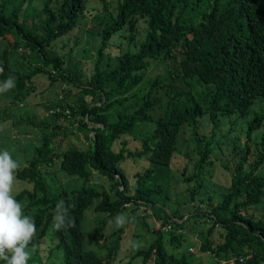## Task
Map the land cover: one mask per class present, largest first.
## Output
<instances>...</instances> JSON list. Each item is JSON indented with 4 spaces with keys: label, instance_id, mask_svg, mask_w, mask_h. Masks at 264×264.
<instances>
[{
    "label": "trees",
    "instance_id": "obj_1",
    "mask_svg": "<svg viewBox=\"0 0 264 264\" xmlns=\"http://www.w3.org/2000/svg\"><path fill=\"white\" fill-rule=\"evenodd\" d=\"M54 1L43 0V34H40L34 24L36 12L34 9L31 12V0H1L0 39L11 37L14 47L24 49L32 62L41 68L35 67L26 73L22 71L24 65L20 69H13L5 52L4 62H0V81L5 82L9 77H15L16 88L22 90L25 82H29L37 73H47L43 67L52 65L55 69L60 68V58L47 55L46 52L52 42L76 27L78 17L85 10V0H59L56 11L52 8ZM4 3L12 7L9 15L5 14ZM102 3L107 10L105 0ZM116 10V16L109 22L101 24L96 21L95 28L91 29L93 34L100 37L101 45L97 50L94 74L89 83L91 89L83 91L91 95L98 92L99 105H59L63 110H70V114L82 117L79 121L82 128L87 130V124L83 120L85 117L90 123L99 125L88 129L94 133L90 150L70 147L61 150L62 144L58 136L63 127L54 122L50 129L42 131L35 156L26 167L16 172L18 180L33 183V191L30 193L23 190L15 198L22 202L28 196L30 207H43L33 216L37 231L44 221L34 243L45 237L48 227L54 223L53 217L59 200H63L74 220V226L70 228L60 231L54 228L53 236L57 241L55 249L58 254L59 250L63 252L62 256L59 254L62 264H101L94 252L83 248L81 230L84 211L97 199L99 202L94 211L105 216L98 220L93 234L95 241L109 222L124 213L125 204L142 202L165 223L161 195L166 188L161 185L147 188L138 181L131 193L122 170L126 159H145L167 167L171 163L181 127L187 125L196 129L198 120L206 114L214 130L218 114H246L256 100L264 98V0H229L223 9L220 0H119ZM137 17L145 18L148 28L137 53L127 51L117 58L114 69L100 71L99 64L112 35L125 25L133 29L131 27ZM179 44L182 46V56L174 73L177 71V74L186 79L196 80L202 89L199 92L190 89L173 94L166 104L164 115L154 121L152 134L142 140L139 149L130 150L128 142L122 138L129 135L136 124L151 121L152 117L147 115V111L161 101L160 98L152 99L151 93L162 80L157 77L147 81L150 86L142 94V101L133 113L118 114V120L110 122L105 111L114 104L123 105L136 97L130 93L145 79L144 73L149 60L171 55ZM60 75L63 80L68 81L64 73ZM208 85L210 86L207 87ZM205 89L210 96L206 108L193 95V92L203 93ZM55 120L57 121L56 118ZM246 126V142L231 176L230 192L219 205L210 210L213 223L223 230L222 243L212 247L209 240L211 228L200 246L201 250L214 252L218 257L227 258L232 254L234 264H260L264 262V221L246 216L244 210L259 204L264 194V173H256L259 166L264 164V132L256 164L248 171L243 166L251 153V134L261 126L264 127L263 116H255ZM202 140L204 145L202 156L196 164L197 171L203 165H211L208 157L214 138ZM117 142L121 144L118 149ZM55 162H58L59 171L85 180L92 176L93 171L97 172L109 181L112 195L83 187L74 190L76 198L72 202L66 193L49 197L40 179L41 168H52ZM117 179L121 180L124 189L118 188ZM37 192L41 193L40 197ZM160 212H163L162 216L158 215ZM175 224L174 221L173 225ZM170 243L179 246L180 240L172 237ZM164 245L162 234L158 232L149 248L141 251L143 261L153 257L154 264H191L185 256L178 259L174 253L168 254Z\"/></svg>",
    "mask_w": 264,
    "mask_h": 264
},
{
    "label": "rangeland",
    "instance_id": "obj_2",
    "mask_svg": "<svg viewBox=\"0 0 264 264\" xmlns=\"http://www.w3.org/2000/svg\"><path fill=\"white\" fill-rule=\"evenodd\" d=\"M118 1L105 0L107 6L105 10L102 0H85V10L78 17L76 27L52 42L46 52L47 55L60 58V68L55 69L52 65L43 67L47 73H37L29 82H25V88L22 90L16 88V78L13 77L14 87L0 91V151L7 150L20 165L19 169L26 167L35 156V149L40 143L42 131L50 129V126L55 124L54 122L63 127L58 136L62 144L61 150L67 147L90 150L94 133L88 129L99 125L90 123L85 117L83 120L87 124L86 130L79 123L82 117L70 114V110H63L59 105L75 107L99 105L98 92L91 95L83 91L91 89L89 83L94 74L97 50L101 45L100 37L93 34L91 29L95 28L96 21L105 24L116 16ZM220 1L221 9H223L229 0ZM30 4L31 12L33 9L36 12L34 14L36 30L43 34V0H31ZM58 5L59 0H55L52 4L54 11ZM4 7L5 14L9 15L12 10L11 5L4 3ZM20 19L18 18V21H21ZM131 28L133 29L125 25L112 35L99 64L100 71L114 69L117 65V58L127 51L137 53L148 31L145 18L134 19ZM5 52H7L10 66L13 69H20L24 65L22 71L26 73L35 67L41 68L32 62L24 49L14 47L11 37L0 39L1 63L4 62ZM181 56L182 46L179 44L173 49L171 55L149 60L144 73L145 79L130 93L135 94L136 97L123 105L114 104L105 111L110 122H116L118 114L133 113L142 101V94L150 86L147 81L157 77L162 80V83L158 84L151 93L152 99L160 98L161 100L159 104L147 111V115L152 117L151 121L136 124L131 128V133L122 138L128 142L130 150L139 149L142 140L152 134L155 128L154 121L164 115L166 104L173 94L187 92L190 89L201 91L202 87L196 80L186 79L177 74V71L174 73V68L178 67L177 63ZM62 73L67 76L68 81L60 77ZM3 84L4 82L0 81V86ZM193 95L198 103L200 102L204 108L207 107L210 96L206 89L203 93L193 92ZM103 104L102 101L101 105ZM259 114L263 116L264 122V98L256 100L246 114L236 112L218 114L214 130L206 114L198 120L196 129L184 125L181 127L171 163L167 167L145 159H126L122 170L128 180L131 193L134 192L138 181L147 188L154 185L166 188L161 195L163 200L161 208L166 215L165 223H162L151 208L142 202L125 204L124 213L117 215L113 221L109 222L95 241L94 230L98 220L105 216L103 213L94 211V207L99 202L97 199L83 214L81 223L83 248L94 252L101 264H154L153 257L146 262L143 261L141 251L147 250L160 232L167 253H174L178 259L185 256L191 264H234L232 254L227 258L218 257L214 252L201 250L200 245L207 238L211 228L209 240H211L212 247L215 248L217 244L222 243L223 230L221 226L213 223L214 219L210 216V210L219 205L230 192L231 176L246 142V125ZM263 132L264 127L261 126L251 134L249 142L251 153L247 157V163L243 166L245 171L256 164L257 156L261 152L259 143ZM211 137L214 138L211 154L208 157L211 165H203L202 169L197 171L196 164L202 156L204 145L202 139ZM120 145L117 142L116 148H120ZM256 173H264V164L259 166ZM40 179L49 197L66 193L71 202L76 198L74 190L83 187L94 188L112 195L109 181L97 172L93 171L92 176L87 180L78 176H69L58 170V162H55L52 168L43 166ZM117 180L118 188L124 189L121 180ZM23 190L31 193L33 183L16 178L13 195ZM36 194L38 197L41 196L39 192ZM60 201L63 200L58 202ZM20 203L23 205V213L30 217H33L38 209L43 208L42 206L30 207L28 196ZM244 213L246 216L261 218L264 221V194L259 204L248 207ZM158 215L162 216L163 212ZM120 216H123L122 224L118 223L117 218ZM172 221L176 224L173 225ZM43 223L44 221L41 222L40 228ZM39 230L36 232V238ZM53 234L54 223L48 227L46 236L38 243H34V248L27 249L30 252L27 264H62L60 256L63 252L59 250V256L55 249L57 241ZM172 237L180 240L179 246L171 245L170 238ZM0 264H6V262L0 260Z\"/></svg>",
    "mask_w": 264,
    "mask_h": 264
},
{
    "label": "clouds",
    "instance_id": "obj_3",
    "mask_svg": "<svg viewBox=\"0 0 264 264\" xmlns=\"http://www.w3.org/2000/svg\"><path fill=\"white\" fill-rule=\"evenodd\" d=\"M14 87V78L9 77L0 86V91ZM20 165L7 151H0V260L6 264H27L34 248L37 226L33 217L23 213V205L13 195L16 172ZM123 223V216L117 218ZM54 228L60 231L74 226L64 202L56 204Z\"/></svg>",
    "mask_w": 264,
    "mask_h": 264
}]
</instances>
